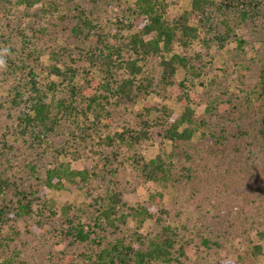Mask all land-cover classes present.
Returning <instances> with one entry per match:
<instances>
[{
  "label": "rangeland",
  "instance_id": "obj_1",
  "mask_svg": "<svg viewBox=\"0 0 264 264\" xmlns=\"http://www.w3.org/2000/svg\"><path fill=\"white\" fill-rule=\"evenodd\" d=\"M171 1L169 20L177 19L192 8L193 0ZM259 2L256 5L258 16L248 20L246 27L238 31L239 36L244 33L247 41L244 50H239L234 39L223 46L214 39L219 30L213 31L207 35L213 39L212 46L202 60L193 62L195 69H190L188 74L178 72L176 81L187 80L188 91L195 95L191 106L201 130L192 140L179 142L176 147L164 140L159 126L150 128L151 138L138 145L119 142L116 137L128 128L139 130L143 119L154 125L162 113H148L145 104L182 113L177 96L160 84L162 69L156 60L149 62L143 74L137 76V82L144 85H149L148 81L154 78L149 92H138L131 102L119 104L114 100L109 107L111 120L104 118L99 128L92 125V115L87 121L80 117L78 125L72 122L77 113L71 120L61 115L56 134L49 145L46 144V156L40 154L45 147L32 148L30 136L15 141L19 136L18 113L10 104L0 109V172L11 184L35 191L41 186V172L66 163H71L76 171H88L85 180L76 177L77 186L64 181L63 188L48 194L46 234H35L27 229L26 224L35 218L34 214L32 218L16 216L14 221L0 225V241L8 256H17L15 264H63L58 257L66 253L73 256L72 264H89L90 245L73 246L60 235L62 207L71 208L69 214H79L91 227L96 217L111 208L109 197L112 194L121 195L117 211L128 217L126 223H119L120 230L108 229L106 242L128 238L133 232L155 237L163 227L171 226L177 234L176 251L180 245L190 244L193 248L187 264H264V94L259 86V76L264 70V1ZM50 3L58 9L48 24L35 16L37 10L18 7L15 0H0V59L5 62L0 68L2 102L18 85L33 96L46 93L48 102L56 101L62 87L61 78L54 73L55 66L61 70L70 67V71H74L73 82L85 87L86 74L98 81L104 78L100 67L92 66L83 58L98 45V37L91 35L86 40L72 34L71 29L78 22L75 17L81 10L94 21L95 32L109 36L108 46L119 47L131 36V31L123 29L119 23L129 16L124 2L45 0L46 7ZM213 10L219 23L223 17L215 8ZM45 25L46 33L39 35L41 39L35 40L36 44L26 48L24 36L31 39L38 36L31 26L37 29ZM203 37L201 31L188 54L193 56L198 52ZM60 48L69 49V53L62 56ZM182 52L183 48L175 44L173 53ZM122 55L124 59L133 58L125 50ZM117 72V77H124V71ZM53 83L58 91L51 89ZM219 102L230 104L223 110ZM107 137L114 138L111 145ZM3 142L15 144V149L9 152ZM157 157L168 168L167 180L148 181L142 165ZM141 158L145 161L139 163ZM35 159L40 167L38 173L30 174L29 166ZM158 194L162 196L160 202ZM8 197L13 198L11 193ZM33 199L29 197L34 202ZM2 204L0 201V206ZM153 204L158 209L160 223L148 220L141 226L132 217L133 209ZM35 206L33 209L37 212L39 208ZM93 230L101 231L97 227ZM257 247L261 249L259 254ZM94 250L100 249L94 247Z\"/></svg>",
  "mask_w": 264,
  "mask_h": 264
},
{
  "label": "trees",
  "instance_id": "obj_2",
  "mask_svg": "<svg viewBox=\"0 0 264 264\" xmlns=\"http://www.w3.org/2000/svg\"><path fill=\"white\" fill-rule=\"evenodd\" d=\"M119 1L128 5L129 12V16L126 18L128 21L125 19L124 22L120 21L119 23L122 24L123 29L131 31V36L125 39L121 46H108L106 40L109 36L95 32L94 21L82 10L81 14L75 17L78 22L71 29L73 36L79 39L89 40L91 35L98 37V45L94 50L88 51L83 58L92 66L100 67L104 74L102 80L98 81L86 74L84 78L87 80V86L78 85L73 82L74 76L71 77V75L74 74V71H70L72 70L70 67L61 70L55 66L54 73L61 78L59 85L62 87V93L56 101L52 99L48 102L46 93H38L37 96H33L31 92L27 93L28 89H24L20 85L9 92L5 101L0 100V109H3L6 104H10V107L18 113L19 136L15 137L16 142L20 141V137L21 140H25V136H30L32 148L45 147L40 154L46 156V144L49 145L50 139L56 134L62 120L61 115L63 118L71 120L77 113L72 121L75 125H78L80 117H84L87 121L90 115L94 117L92 125L95 127L101 125L104 118L110 121L112 110L109 107H112L111 103L114 100L119 104L123 101L131 102L137 97L138 92H149L152 87L151 83L155 82L154 78L148 81L149 85H144L142 82H137V76L143 74L147 64L152 60H156L162 69L159 74L161 86L173 91L177 96V101L183 107V111L178 114L167 107L158 109L145 104L148 113L156 111L161 112L162 115L157 117L154 125L148 119H143L139 130L128 128L124 133L117 134L119 142L128 145L141 144L151 138L150 128L159 126L162 128L161 136L164 140L172 142L176 147L179 142L192 140L201 130V123L195 120V111L191 106L195 95L188 91L187 80L176 81L177 74L179 71H185L188 74L190 69H195L193 62L202 60L204 54L212 46L213 39L208 38L207 35L213 31L219 30L214 39H217L223 46L228 43L229 39H234L239 50H244L247 41L244 38V33L239 36L238 31L243 30L244 26L246 27L248 20L258 16L256 5L260 4V0H221L219 3H215L213 0H193L191 10L184 12L174 20L168 18L172 5L171 0ZM15 5L23 7L27 11L37 10L35 16L40 17L39 20L43 22L48 21V24L52 20L54 11L58 9L53 3L46 7L45 0H15ZM213 8L223 17L219 23H217ZM46 29V25L39 26L37 29L31 26L33 33L38 36L33 39L24 36L25 47L28 48L29 45L36 44L35 40L39 41L41 39L39 35H44ZM201 31L204 33L203 39H200L202 47L191 56L187 52L192 43L200 38ZM175 44H179L183 48L182 53H173ZM60 49L62 56L69 53V49ZM123 50L131 54L133 58L124 59ZM53 53L55 56V52ZM120 70L124 71V77L116 76L117 71ZM259 81L261 92L264 94V70L260 73ZM214 84H216L215 81ZM54 86H56L55 83L51 89L58 91ZM31 90L36 92L34 87ZM226 103L219 102L223 110L227 109V105L230 104ZM106 140L110 145L114 142L112 137H107ZM3 144L9 152L15 149L13 143L3 142ZM173 156H175V152L172 154ZM144 161L141 158L139 163ZM35 163H37L36 159L29 166L30 174L38 173L37 170L40 166ZM142 167L143 174L148 181L167 180L168 168L165 167L160 157L145 162ZM41 173L42 176L44 175L40 178L41 186L32 191L27 188L21 189L16 183L11 184V180L0 172V201L4 203L0 206V225L4 222L14 221L16 216L32 218V214H34L35 218L26 224L27 229L35 234H46L45 216L48 194L52 190L63 188L64 181L77 186L76 177L85 180L88 175L87 170H74L71 163L61 164L58 168ZM12 188H14L13 191H11ZM9 193L13 198L8 197ZM30 196L34 197L33 200L36 202L29 200ZM120 196V194H112L109 197L112 203L111 208L96 217L91 227L83 222L79 214H69V211H72L71 208L63 206L64 214L61 216L63 224H61L60 235H63L64 239L70 240L73 246L88 243L90 245L89 255H87L89 264H187L190 261L193 248L190 244L180 245L179 250L176 251L177 234L171 226L163 227L155 237L133 232L128 238H115L111 242H106L108 229L120 230L119 223H126L128 217L118 214L116 206L121 203ZM161 197V194H158V202ZM33 203L36 204L35 207L39 208L37 212L33 209ZM50 203L55 206L53 202ZM133 211L132 217L138 220L141 226L148 220H153L156 224L160 223L158 209L154 204L147 207L140 206ZM94 227L99 228L104 234L100 233L101 231L93 232ZM94 247L100 250L96 252ZM256 250L258 254L261 252L260 247H257ZM16 257L8 256L0 241V264H15ZM73 260V256L68 253L58 257V261H62L63 264H72Z\"/></svg>",
  "mask_w": 264,
  "mask_h": 264
},
{
  "label": "clouds",
  "instance_id": "obj_3",
  "mask_svg": "<svg viewBox=\"0 0 264 264\" xmlns=\"http://www.w3.org/2000/svg\"><path fill=\"white\" fill-rule=\"evenodd\" d=\"M4 65H5L4 60L3 59H0V68L4 67Z\"/></svg>",
  "mask_w": 264,
  "mask_h": 264
}]
</instances>
